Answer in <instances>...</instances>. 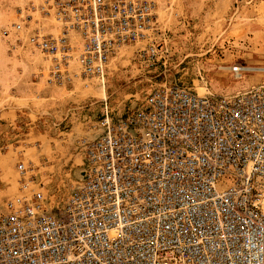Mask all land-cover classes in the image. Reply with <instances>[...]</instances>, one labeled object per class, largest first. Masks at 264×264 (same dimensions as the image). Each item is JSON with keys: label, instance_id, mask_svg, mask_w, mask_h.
<instances>
[{"label": "built area", "instance_id": "2783aa9c", "mask_svg": "<svg viewBox=\"0 0 264 264\" xmlns=\"http://www.w3.org/2000/svg\"><path fill=\"white\" fill-rule=\"evenodd\" d=\"M21 4L0 41L37 55L48 84L103 87L124 48L139 65L164 58L153 0ZM228 73L261 79L203 95L164 80L113 117L103 103L64 194L17 162L0 264H264V66Z\"/></svg>", "mask_w": 264, "mask_h": 264}, {"label": "rangeland", "instance_id": "374dc122", "mask_svg": "<svg viewBox=\"0 0 264 264\" xmlns=\"http://www.w3.org/2000/svg\"><path fill=\"white\" fill-rule=\"evenodd\" d=\"M153 2L164 58L139 65L131 48L119 50L108 63L104 89L79 79L48 84L37 55L8 50L0 41V199L16 192L17 162L49 190L66 193L79 169V143L100 133L103 103L113 117L164 80L203 95L231 93L261 79L235 81L228 67L264 66V0ZM21 3L0 0V29L18 20Z\"/></svg>", "mask_w": 264, "mask_h": 264}, {"label": "bare ground", "instance_id": "6f19581e", "mask_svg": "<svg viewBox=\"0 0 264 264\" xmlns=\"http://www.w3.org/2000/svg\"><path fill=\"white\" fill-rule=\"evenodd\" d=\"M102 89H104V86L102 87ZM198 94V93H197ZM199 95V94H198Z\"/></svg>", "mask_w": 264, "mask_h": 264}]
</instances>
